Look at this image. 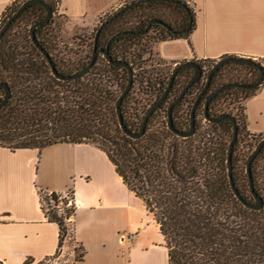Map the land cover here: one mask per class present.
Instances as JSON below:
<instances>
[{
  "label": "trees",
  "instance_id": "trees-1",
  "mask_svg": "<svg viewBox=\"0 0 264 264\" xmlns=\"http://www.w3.org/2000/svg\"><path fill=\"white\" fill-rule=\"evenodd\" d=\"M174 1L183 3L187 10L170 2L154 1L125 9L108 22L96 41L99 54L94 65L83 76L71 80L57 79L48 60L33 45L30 28L45 18L46 11L38 4L27 6L0 38V85H6L10 94L5 106L0 108V147L11 151H41L58 143L93 145L106 154L117 175L143 201L158 225L167 250V264H264V190L258 185L256 174L258 161L264 156V145L250 165L254 192L263 201L261 209L252 210L235 197L228 179L231 121L224 119L210 123L203 118L204 104L211 94L227 84L255 83L259 78L258 69L236 62L223 65L213 75L208 90L196 106L195 130L189 138L178 137L167 128V110L193 77L191 68L177 72L167 96L148 118L140 137L129 138L120 129L116 103L128 86L129 73L122 65L109 64L102 53L107 52L114 62L126 63L132 70V86L121 101L120 114L127 131L136 134L145 114L166 89L175 68H169L154 56V45L188 38L194 29L193 7L187 0ZM15 2L3 13L0 28L23 1L18 5ZM46 2L54 15L56 2ZM190 19L191 27L182 35H174L160 25H151L139 34L151 20L162 21L179 32L186 28ZM51 24L52 20L37 27L35 39L48 54L57 75L73 77L89 64L98 27L90 44V56L69 57L60 55L58 47L46 36ZM142 41H146L149 48L142 47ZM145 58L157 60L155 65L162 66L166 72L163 79L135 72V66L140 69ZM215 63H197L202 78L193 83L172 108L173 128L177 132L189 130L192 106ZM225 68L232 74L231 78L222 81ZM135 85L139 93L143 92L149 98L148 108L140 116L130 112L128 107ZM259 88H228L208 105L211 118L223 115L235 118L237 139L231 157L232 179L240 198L248 204L255 202L246 173L249 153L264 136L252 135L245 130L244 103ZM4 97L1 88L0 103ZM229 99L239 103L240 114L236 109L235 114L222 110L223 102ZM243 131L246 133L241 136ZM248 138L251 140L245 142ZM241 145L248 151L242 157L239 155ZM39 194L45 217L59 230L55 257L72 233L68 219L72 218L75 209L66 206L68 199L63 198V194L42 191ZM68 197L73 200L72 193ZM60 204L61 213L58 210ZM81 254L76 252V258H81Z\"/></svg>",
  "mask_w": 264,
  "mask_h": 264
},
{
  "label": "crops",
  "instance_id": "crops-1",
  "mask_svg": "<svg viewBox=\"0 0 264 264\" xmlns=\"http://www.w3.org/2000/svg\"><path fill=\"white\" fill-rule=\"evenodd\" d=\"M15 1L0 0V21ZM53 1L72 33L129 0ZM187 2L194 9L193 31L155 44L154 56L173 68L225 57L249 58L264 68V0ZM244 114L245 130L264 136V81L245 101ZM40 191L73 195L72 233L62 247H72L73 264H158L163 254L167 259L158 225L106 154L90 144L58 143L41 151L0 147V264H39L56 254L59 230L41 209ZM121 235L132 238L121 244Z\"/></svg>",
  "mask_w": 264,
  "mask_h": 264
},
{
  "label": "water",
  "instance_id": "water-1",
  "mask_svg": "<svg viewBox=\"0 0 264 264\" xmlns=\"http://www.w3.org/2000/svg\"><path fill=\"white\" fill-rule=\"evenodd\" d=\"M154 1H165V2H170L179 6H183V8L185 10H187V7L185 5H183V3L178 2V1H174V0H137L135 2H132L130 4L124 5L121 8H119V10L115 11L112 15L108 16L104 21L99 23V26L96 30L95 33V37H94V48H93V52H92V56L90 59L89 64L82 70V72L78 73L77 75L70 77V78H62L59 75H57V73L55 72V69L51 63V60L48 56V54L39 46V44L37 43L36 39H35V35H34V31L37 27L41 26V25H45L47 23H49V21L52 18V11L51 8L49 6V4L45 1V0H25L24 2H22V4L18 7V9L15 11V13L10 16L5 23L3 24V26L0 28V38L3 36V34L5 33V31L8 29V27L11 25V23L27 8V6L32 5V4H38L41 7H43L46 11V16L45 18L40 21V22H36L35 24H33L30 28V33H31V41L33 43V45L39 50V52H41V54L43 56H45V58L48 60L49 64L51 65V70L53 75L59 79V80H71V79H77L81 76H83L86 72H88L92 66L94 65V62L96 60V57L98 56V52L96 51V41L98 38V35L101 31V29L111 20H113L115 17H117L120 13H122L125 9H128L130 7H134L138 4H145V3H149V2H154ZM191 23H192V19L189 20L188 25L186 26V28L182 31H174L172 30L167 24H165L162 21L159 20H151L148 22V25L146 27V29L143 32H140L139 34H143L145 31H147V29L151 26V25H160L163 28L169 30L171 33H173L174 35H182L185 34L191 27ZM103 56L106 58V60L108 61L109 64L112 65H122L124 66L129 73V81H128V86L126 87V89L123 91V93L119 96L117 103H116V111H117V115H118V123L120 126L121 131L128 136L129 138L132 139H137L138 137H140L142 135V133L144 132L146 123L148 118L150 117V115L159 108V106L162 104L163 100L165 99V97L167 96L171 85L174 81L175 75L177 74V72L182 69V68H191L194 71L193 77L190 79V81L183 87L182 91L180 92V94L178 95V97L169 105L168 110H167V128L176 136L181 137V138H189L190 136L193 135L194 133V124H195V109L197 104L199 103L200 99L202 98V96L206 93V91L209 88V84L211 82V79L213 77V75L226 63H231V62H236V63H243L246 65H250L255 67L256 69L259 70V78L258 80L250 85H242V84H227L224 85L222 87H220L218 90H216L213 94H211L207 99L206 102L204 104V113H203V118L204 120H206L207 122L210 123H217L221 120L227 119L230 120L232 125H233V133H232V139L231 142L229 144V148H228V158H227V165H228V179H229V183H230V187L231 190L233 192V194L235 195L236 198H238L240 200V202L243 204V206L252 209V210H259L262 208L263 206V201L262 199L254 192L253 189V183H252V177L250 174V165L252 163V161L254 160V158L256 157V155L260 152L261 148L264 145V139H262L257 146L255 147L253 153L251 154L248 162H247V167H246V173H247V177H248V183H249V189L250 192L254 198V203L253 204H248L246 202H244L236 188L232 179V167H231V157H232V151H233V145L234 142L237 139V123L235 121V118H233L232 116L229 115H223L220 116L218 118H211L208 116V105L209 102L216 97L219 93H221L222 91L228 89V88H240V89H246V90H254L257 89L258 87H260L264 81V68L261 64H259L258 62L249 59V58H242V57H227V58H223L218 60L211 68V70L208 72V74L206 75V79H205V85L203 86L201 92L199 93V95L197 96L192 109H191V114H190V128L187 132H177L174 128H173V123H172V108L184 97L186 91L188 90V88L195 83L196 81L200 80L203 76L201 67L196 63V62H182L179 63L178 65L175 66V68L172 71L169 83L166 87V89L164 90L163 94L161 95V97L157 100V102L147 111V113L144 116L143 119V124L141 126V129L138 133L136 134H132L129 133L127 131V129L125 128L124 124H123V120L121 118V114H120V104L122 99L124 98V96L130 91L131 86H132V82H133V73L132 70L130 68L129 65H127L126 63H122V62H114L110 55L107 52H103L102 53ZM4 89L5 92V97L2 100V102L0 103V108L4 107L5 104L7 103L8 99H9V90L7 88L6 85H0V89Z\"/></svg>",
  "mask_w": 264,
  "mask_h": 264
},
{
  "label": "rangeland",
  "instance_id": "rangeland-1",
  "mask_svg": "<svg viewBox=\"0 0 264 264\" xmlns=\"http://www.w3.org/2000/svg\"><path fill=\"white\" fill-rule=\"evenodd\" d=\"M24 2L25 0H18L15 2V4L18 5L19 2ZM46 1V0H45ZM131 0L125 2L124 4H129ZM123 4V5H124ZM122 5V6H123ZM121 6V7H122ZM57 7V6H56ZM115 11H112L108 14H105L99 18L96 24H94L92 27L87 29H77L74 32H68L66 29L67 25V19L60 15L57 12L52 15V24L51 28L48 30L47 37L53 41V43L58 47V51L61 54H65L69 57H78V56H85L88 54L90 56L91 54V47L90 44L92 42V38L94 35V31L98 27L99 23L105 20L108 16H110ZM167 14V13H164ZM166 17L167 15H163ZM149 44V43H148ZM141 46L144 48H149V45H147L146 41H142ZM157 60L155 58H145L140 63L141 67L138 69V66H135V72L137 74L144 73L145 75L149 77H159V79L164 78V74L166 72L163 71L162 66H156ZM170 68V67H169ZM212 68V66L210 67ZM209 68V69H210ZM172 70V69H171ZM169 70V71H171ZM231 72H228V69L225 68L222 73V81L227 80L228 78H231ZM166 75V74H165ZM235 75L233 74L234 78ZM141 92V91H140ZM148 96L144 95V93L138 92V86L135 85V89L132 94V98L128 104V107L130 109V112H136L137 115H142L143 110L148 108L147 102H148ZM239 103L232 102L230 99L225 100L222 104V110L226 111L227 113H234L237 111L238 114L241 113V110H239ZM236 109V111H235ZM144 116V115H143ZM201 120V119H200ZM243 120V119H242ZM203 125V124H202ZM246 132L243 131L241 136L244 135ZM251 139L248 138L245 140V142H249ZM254 149L249 153L250 155L253 153ZM248 152L247 147L240 146V152L239 155L242 157L244 153ZM249 155V157H250ZM257 174V181L258 185L264 190V156L260 158L257 164L256 169ZM72 244V240L69 241ZM67 248H61L58 252V254L55 257H51L47 260H44L40 262L39 264H73L72 262V247H69V244H66ZM75 245V244H72ZM64 246V244H63ZM163 250L164 246L162 247ZM77 249V248H76ZM75 248H73V251ZM158 264H167V259L165 258L164 254L160 256V259L158 258Z\"/></svg>",
  "mask_w": 264,
  "mask_h": 264
},
{
  "label": "built area",
  "instance_id": "built-area-1",
  "mask_svg": "<svg viewBox=\"0 0 264 264\" xmlns=\"http://www.w3.org/2000/svg\"><path fill=\"white\" fill-rule=\"evenodd\" d=\"M68 194L71 195V192L69 191V192L63 194V198L68 199V202H67V205L66 206L67 207H73L75 209L76 206H75L74 200H72L71 198H69L68 197ZM58 210L61 213V211H62V205L61 204L58 206ZM71 221H72V218L70 217L68 219V223L71 224ZM131 238H132L131 235H121L119 239H120V242L122 244V243H125V242H129L131 240Z\"/></svg>",
  "mask_w": 264,
  "mask_h": 264
}]
</instances>
